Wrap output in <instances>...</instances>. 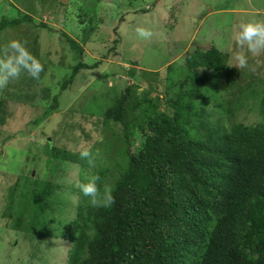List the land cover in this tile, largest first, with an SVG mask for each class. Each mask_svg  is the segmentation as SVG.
<instances>
[{
    "label": "trees",
    "instance_id": "trees-1",
    "mask_svg": "<svg viewBox=\"0 0 264 264\" xmlns=\"http://www.w3.org/2000/svg\"><path fill=\"white\" fill-rule=\"evenodd\" d=\"M163 1L149 7L146 2L141 11ZM23 17L16 24L36 21V28L57 31ZM88 21L89 41L100 20L78 16L80 24ZM62 32L82 59L89 55ZM194 49L185 58L188 75L168 82L165 95L163 86L134 77L135 84L126 85L104 110L101 124L115 130L121 146L111 166L102 162L103 168L91 170V176L100 177L101 190L112 189L114 203L94 208L75 189L71 207L76 217L60 224L62 239L71 246L68 264H264V80H246L251 70L231 68L214 45ZM103 62L76 65L63 91L81 70L98 69ZM167 69L171 72L172 65ZM202 71L218 77L203 80ZM0 104L2 110L5 105ZM58 108L56 96L47 114ZM3 114L5 124L7 112ZM252 114L259 119L249 122ZM47 146L53 161L86 168L90 163L91 158L82 159L53 142ZM4 152L1 147L0 159ZM61 189L26 168L10 195L16 207L14 229L40 237L37 245L42 246L45 233L52 234Z\"/></svg>",
    "mask_w": 264,
    "mask_h": 264
},
{
    "label": "rangeland",
    "instance_id": "rangeland-1",
    "mask_svg": "<svg viewBox=\"0 0 264 264\" xmlns=\"http://www.w3.org/2000/svg\"><path fill=\"white\" fill-rule=\"evenodd\" d=\"M155 1L70 0L67 4L64 0H0V56L9 51L10 41H26L44 67L39 80L23 74L0 90V102L5 105L0 111L7 112L6 123L0 119V149H5L0 159V264H68L71 246L62 239L60 224L76 217L71 206L77 184L86 182L91 170L103 168L102 162L111 166L113 158L119 156L117 133L101 124V116L126 85L135 84L132 78L137 82L150 80L164 91L168 82L182 81L188 75L187 51L214 45L227 56L229 65L236 53L243 52L249 65L244 69L252 72L246 80H264V52L254 56L246 47H238L234 39L242 21L264 20V0H164L155 9L141 11L146 2L149 7ZM82 14L100 20L89 41V21L86 25L78 22ZM25 15L57 28L56 33L36 28V21L34 25L16 24V19ZM138 28L150 31L151 37L141 38ZM62 31L89 55L82 59ZM101 60L104 62L98 69L81 70L63 91L76 65ZM170 64L171 72L167 69ZM202 74L203 80L218 77L214 72ZM204 83L201 86L205 87ZM56 96L59 108L47 114ZM247 119L255 122L259 118L252 114ZM11 136L13 139L4 145ZM48 141L78 155L90 150L91 163L86 168L53 161L47 157ZM26 168L62 187L58 209L52 215V234L45 233L42 246L37 245L40 237L14 229L16 207L11 205L10 195Z\"/></svg>",
    "mask_w": 264,
    "mask_h": 264
},
{
    "label": "clouds",
    "instance_id": "clouds-1",
    "mask_svg": "<svg viewBox=\"0 0 264 264\" xmlns=\"http://www.w3.org/2000/svg\"><path fill=\"white\" fill-rule=\"evenodd\" d=\"M137 33L141 38L148 39L152 33L143 28H138ZM235 43L238 47H246L252 55L264 52V20H250L241 22L239 30L235 33ZM9 51L0 56V90L6 88L10 81L18 80L23 74L39 80L44 67L40 60L26 47V41L12 40L8 44ZM233 63L238 69L249 67L248 57L243 52L233 56ZM82 159H89L91 152L84 149L80 152ZM91 163V160L89 159ZM100 177L93 175L87 178V182L77 184L82 195L88 198V202L94 208H108L114 203L112 189L104 186L103 190L98 186Z\"/></svg>",
    "mask_w": 264,
    "mask_h": 264
},
{
    "label": "water",
    "instance_id": "water-1",
    "mask_svg": "<svg viewBox=\"0 0 264 264\" xmlns=\"http://www.w3.org/2000/svg\"><path fill=\"white\" fill-rule=\"evenodd\" d=\"M68 1H69V0H64V2H63V3H68ZM33 175L35 176V174H33Z\"/></svg>",
    "mask_w": 264,
    "mask_h": 264
}]
</instances>
